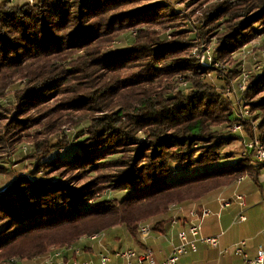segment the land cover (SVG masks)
<instances>
[{
    "label": "trees",
    "instance_id": "16d2710c",
    "mask_svg": "<svg viewBox=\"0 0 264 264\" xmlns=\"http://www.w3.org/2000/svg\"><path fill=\"white\" fill-rule=\"evenodd\" d=\"M9 3L0 7V149L16 155L28 144L18 164L31 159L32 170L0 191V263L45 257L118 227L136 237L152 219V232H164L171 206L200 203L241 179L258 183L262 166L248 151L218 163L235 142L256 136L264 147V70L241 95L256 113L255 133L223 93L238 73L223 78L190 51L197 38H216L213 59L232 63L264 34V0H187L190 13L168 0ZM195 10L204 26L193 36L185 24ZM129 33L131 48L116 49ZM212 74L220 90L206 82ZM16 85L14 103L3 106ZM81 123L85 137L70 151L73 143L57 135ZM61 148L68 157L48 159ZM106 190L126 195L87 204Z\"/></svg>",
    "mask_w": 264,
    "mask_h": 264
},
{
    "label": "crops",
    "instance_id": "0c3cea01",
    "mask_svg": "<svg viewBox=\"0 0 264 264\" xmlns=\"http://www.w3.org/2000/svg\"><path fill=\"white\" fill-rule=\"evenodd\" d=\"M244 180V179H243ZM243 180L237 183L235 188L227 187L223 191L209 194L200 203L183 204L188 211L191 208H206L211 214L204 218L202 223V234L205 237L219 236V246L210 247L205 244H198V251L184 256L178 264H252L251 262L257 256L258 250H263L264 241V174L261 173L255 189L248 192L238 193ZM260 189V190H259ZM245 196V216L247 221L239 222L238 215L242 208L236 201V196ZM223 200H230L231 205L223 206ZM254 222L257 228L258 242L240 240V229L238 235L233 229L236 225L249 226ZM188 226L187 214H183L181 221L176 226L169 222L165 226L164 232L151 231L149 236H143L139 232L136 237H132L127 230L122 227L115 228L111 231L101 234L98 241H91L88 238L81 239L73 249L80 250L79 254L68 252L64 255L65 262L77 261L78 264L86 262L98 263L102 254H113L119 250H151L159 262L167 259L174 246L179 243L178 233ZM105 237L103 238V236ZM249 239V238H247ZM247 242L246 255L247 259L236 257L233 254V248L240 242ZM226 251V252H222ZM45 257L35 258L32 260H21L18 264H41ZM114 264H125L124 261L113 258Z\"/></svg>",
    "mask_w": 264,
    "mask_h": 264
},
{
    "label": "rangeland",
    "instance_id": "374dc122",
    "mask_svg": "<svg viewBox=\"0 0 264 264\" xmlns=\"http://www.w3.org/2000/svg\"><path fill=\"white\" fill-rule=\"evenodd\" d=\"M10 1V5H13L15 3H29L30 5H34L37 0H9ZM169 2L172 3V5L174 6V9L179 13L181 11L184 10V13H190L192 6L187 5V7H185V4L187 3V0L185 2H183L182 0L177 1L176 0H168ZM182 1V2H181ZM6 3V0H0V7L3 6ZM189 20L186 22V26L187 29L190 31H193V36L194 34H197L198 31L196 29L197 26L201 25L204 26V21L201 20L202 16H201V11H197L195 10L193 12V14H191V17L188 18ZM259 29H262L263 26L262 25H258L257 26ZM192 35L190 37H193ZM134 43V37L133 34L129 33L126 34L122 37H120L117 42L115 43V48L116 49H128L131 48V45ZM217 39L214 38L212 40H209V43H206L205 41L201 40L200 38H197V40L195 41V45L194 47L191 49L190 51V55L191 58H193L195 61H197L200 65L201 62V57L204 54H200L199 52H205V51H210V52H214L217 48ZM208 49V50H207ZM199 51V52H198ZM199 57L200 60H197V58ZM215 63H217L216 67H207V68H213V69H219L221 71H219L220 75L223 78H226V74L229 75V70L230 71H235L236 73H238L237 77L231 81V83L229 85H227L226 90L223 92L224 95L226 97H228L229 99H232L234 101V97L231 94L230 90L232 89L233 86H235L237 88V84L240 82H243L244 75L248 76V81L249 78H251L252 76H256L259 72H261L262 70H264V34L261 35L258 39H256L255 41H253L252 43L244 46L240 51H238L237 53H235L232 56V63H227V64H223L221 62L216 61ZM205 64V63H204ZM236 69V70H234ZM238 70V71H237ZM206 82L210 83L211 85H214L215 87L218 88V90H220L221 86L223 85V83H221V81L217 80L215 78V74H212L211 76L208 75ZM173 85V84H172ZM174 86L177 87L179 86V89H181L183 91L184 94H187L189 91L186 89L189 87L187 86L185 83L184 84H176L174 83ZM19 86L16 85L14 86L10 92L8 97L3 100L1 103L3 104V106L5 107H9L10 105H12L14 103V97H13V93L14 91H16V88H18ZM247 105V100L245 101V106ZM249 108V107H248ZM256 113H250L249 118L251 120L252 123H250L251 127L253 126V124L257 125V122H254L253 120H255L256 117ZM252 117L253 120H252ZM236 126H234L232 133L235 134H239V135H245V134H241L239 131H236ZM86 129H87V125L85 123H81V124H66L62 127V130L58 133V137L59 138H63L66 139L69 143H73L72 147L70 148V151L74 150V144L80 142L81 140L83 141L84 137H85V133H86ZM141 139H144L143 135L139 136ZM54 141H56V139H54ZM69 151V150H68ZM245 149L243 147L242 142H235L234 144L225 147L222 152V158H221V162L218 163V165L220 164H226V163H232V162H236L238 160H240L243 155H244ZM28 155H30V147L28 144H21L18 146V152L16 155H12L11 151L9 149H5L4 147L2 149H0V191L2 189H4L5 187H7L8 185H10L13 180L18 176V175H25L27 174L29 171L32 170L31 166V159L30 160H24L23 163H19V161L22 160V158L27 159ZM57 156H61V157H68L69 154L68 152H66V149L61 148L59 151H54L52 152V155L48 158V159H53ZM215 167V166H214ZM175 170H179L178 168H175ZM203 170L201 169H193L191 172H196V171H201ZM174 171V175L175 177L179 176V174H183L182 172H176ZM185 174V173H184ZM45 172L41 171L38 174V177H44ZM255 185L256 183L251 180L250 178H245L242 182V185L240 186V190L238 191L239 194H241V192H248L252 189H255ZM235 186H237V183L234 184L231 188H235ZM224 190V189H223ZM221 190V191H223ZM260 190V189H259ZM124 192H109V191H104L103 193H99L97 194L96 198L92 201H89L87 204L90 207H95L97 204L99 205V203L104 202V201H112L114 199H118L123 197ZM168 215H170L168 213ZM171 216V215H170ZM150 224L152 226V224L154 225V223L156 222V220H150L149 221ZM240 229V240H246L248 242H250V240L257 241L258 242V237L257 235V228L254 225V222H250L249 226H238L236 225L235 228L233 229L234 233H236L238 235ZM102 237V235L100 234V238ZM105 237V235L103 236V238ZM249 238V239H247ZM263 249H264V241H263ZM52 253V252H51ZM50 255V254H49ZM48 256V253L47 255ZM41 258V257H40ZM7 262V261H6ZM1 262L0 264H5L6 263ZM8 263V262H7Z\"/></svg>",
    "mask_w": 264,
    "mask_h": 264
},
{
    "label": "built area",
    "instance_id": "2783aa9c",
    "mask_svg": "<svg viewBox=\"0 0 264 264\" xmlns=\"http://www.w3.org/2000/svg\"><path fill=\"white\" fill-rule=\"evenodd\" d=\"M208 50V49H207ZM199 52V51H198ZM203 54L200 58L196 56L197 60H200L202 66L205 67H216L217 63L213 59V52L205 51L199 52ZM205 63V64H204ZM243 82L237 84V88L235 86L230 90L231 94L234 97L235 104L238 106V111L242 119H247L250 115L249 110L245 106V102L243 101V97L241 96L243 92L246 90V85L248 82V76H243ZM236 131H239L241 134H244L242 126H236ZM253 131L257 132V125L253 124ZM244 136V135H242ZM243 147L246 151L250 153V155L254 158L258 165L262 166V173L264 174V147L259 141V139L255 136L253 140H244ZM242 180V179H241ZM236 201L239 202V205L242 208L241 213L238 215L237 220L239 222L247 221V217L245 216V196L237 195ZM264 203V196H263ZM230 200H223V206L228 207L231 205ZM172 215L171 225L176 226L181 221L182 215L187 214L188 226L179 231L178 240L179 243L173 247L170 256L164 261L159 262L151 250H119L114 252L113 254H102L100 256V262L96 264H114L113 258L120 259L125 262V264H178L179 261L186 255L191 253H196L198 251V244H205L213 248H217L219 246V236L217 237H205L202 234V223L204 218L211 214V211L206 208L197 209L196 207L189 209L188 211L182 205H173L169 209ZM151 228L149 225H142L140 227L139 233L143 236H149L151 233ZM87 238V237H85ZM100 239V235H95L88 240L98 241ZM247 242L242 241L238 243L233 248V254L236 257L247 259L246 255ZM68 252H74L75 254H79L80 250L73 249V247L63 248L53 251L50 255L45 256L44 261L41 264H78L77 261H69L65 262L64 255ZM223 253L226 251H222ZM20 262L19 258H12L6 262L5 264H18ZM252 264H264V251L258 250L257 256ZM84 264H95L92 262H86Z\"/></svg>",
    "mask_w": 264,
    "mask_h": 264
}]
</instances>
